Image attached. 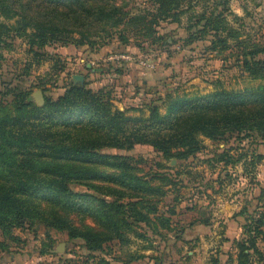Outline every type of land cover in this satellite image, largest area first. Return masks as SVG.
<instances>
[{
  "label": "rangeland",
  "instance_id": "obj_1",
  "mask_svg": "<svg viewBox=\"0 0 264 264\" xmlns=\"http://www.w3.org/2000/svg\"><path fill=\"white\" fill-rule=\"evenodd\" d=\"M98 4L106 19L88 16L79 20L74 4L34 0L27 5L28 17H34V22H28L47 23L54 28L59 25L58 37L62 40L38 48L31 47L25 37L3 39L0 101L26 97L28 102L42 107L72 85L95 92L106 87L112 93V111H121L132 131L151 125L152 107H158L162 115L170 108L177 111L178 106L171 105L172 97L208 94L217 84L228 90L264 86L263 75L242 67L245 56L250 62L264 58V53H252L264 47V0H191L189 4L198 11L208 5L209 10L222 12L230 45L227 50L220 45L214 50L212 35L188 39L192 26L189 17L193 15L189 4L180 9L188 10L177 21L162 19L153 0H119L115 10L110 4ZM114 11L118 16L111 17ZM16 19L0 15V22L8 25L16 24ZM31 28L26 31L32 32ZM232 29H237L240 37H229ZM117 53L144 56L155 67L146 69L108 60ZM74 75H83L84 82L77 81ZM51 129L60 140L88 144L107 155L103 163H85L73 156L70 163L87 165L94 171L85 181L101 186L105 193L98 194L95 188L74 181L68 184L72 193L95 195L105 204L127 203L142 189L150 194L149 203L157 207V214L149 227L136 228L139 233L147 231L149 241L135 234L134 228L125 234L126 245L114 240L105 243L102 250H91L82 238H71L67 231L51 226V219L115 237L120 216L115 215L113 221L117 224L110 226V214H104L98 202L93 203L94 210H86L77 197L63 204L49 198L27 197L35 214L22 228H11L9 235L0 230V239L6 243L5 249H0V264H238L237 241L243 237V225L248 220L262 219L264 223V189H260L264 187V136L255 130L250 133L251 139H244L243 133H232L224 141L215 142L201 135L200 151L184 160L164 156L147 143L112 147L109 133L116 135L115 140L129 133H121L107 118L90 114L57 116ZM149 131L155 135L154 129ZM229 147H233L229 150L233 161L217 162ZM247 153H252L254 159H250L256 163L250 168L243 162V157H250ZM126 173L132 175L130 181ZM55 191L61 193L60 189ZM157 216L171 221L161 222ZM204 218L210 224L198 222ZM258 246L264 251V232Z\"/></svg>",
  "mask_w": 264,
  "mask_h": 264
},
{
  "label": "trees",
  "instance_id": "obj_2",
  "mask_svg": "<svg viewBox=\"0 0 264 264\" xmlns=\"http://www.w3.org/2000/svg\"><path fill=\"white\" fill-rule=\"evenodd\" d=\"M34 0H0V15L6 19H16V24L8 25L0 22V45L6 37H25L31 47L43 48L62 40L59 36L60 26L56 28L47 26V23H29L33 21L28 17L26 8ZM56 4H74L73 10L79 20L86 17H103L98 10V3L110 4L117 9L119 0H51ZM159 16L164 20H174L187 12L180 10L187 6V0H153ZM80 4V5H78ZM190 5V4H189ZM101 8V7H100ZM99 8V9H100ZM193 15L189 17L192 26L188 29V39L199 35H212L214 50L220 45L222 50H227V34L224 32V16L218 13L216 8L211 10L205 5L200 11L195 5L189 10ZM180 10V11H179ZM111 17L118 16L114 11ZM126 14V13H125ZM106 19V18H105ZM34 22V21H33ZM32 32H27L28 27ZM231 36L240 37L237 29H232ZM229 31V33H230ZM63 34V33H61ZM216 39V40H215ZM240 44H237L239 46ZM236 46V45H235ZM240 47V46H239ZM253 55L264 53V47H258L252 51ZM0 55V67L2 66ZM245 70L255 75L264 76V58L249 61L247 56L243 59ZM171 105H177L178 110L172 108L166 115L159 112L158 107H152L150 112L151 125L144 130H128L129 119L119 110L112 111V93L102 87L95 92L92 89L70 86L63 95L56 100H48L42 107H37L27 98L1 99L0 101V230L9 235L11 228L23 227L30 219L34 209L29 208L27 197H43L53 199L55 202L69 203V200L77 197L81 200L86 210H94V202H98L104 208V214H110V226H114L115 215L122 218L118 225L115 237L103 235L100 232L81 230L61 219H51V226L62 231H67L71 238H82L91 250H102L105 243L116 240L121 245L127 244L126 232L133 231L138 236L145 237L149 241L147 231L139 233L137 226H146L152 222L153 215L157 214V207L149 203L150 194L142 189V193L133 195L127 203L120 204L116 201L105 204L104 200L91 194L72 193L68 184L72 181L95 188V192L103 194L105 191L99 185L85 181L94 175V171L87 165L70 163L73 156H78L81 162L103 163L105 154L96 152L97 147L88 144H73L60 140L52 131V122L57 116L70 113L90 114L94 118H107L121 133L126 134L124 139H114L116 135L109 133L113 141L112 147L130 148L134 143H147L162 152L164 156L187 160L202 148V139L205 136L213 141H224L227 134L243 133L244 139H251V131H256L264 136V86L256 89L228 90L217 84L215 90L204 95L188 97L186 95L170 98ZM91 121L92 118H89ZM255 124H258L257 128ZM257 128V129H256ZM154 129L155 135L149 130ZM158 137V138H157ZM172 148H176L175 153ZM222 152L217 162L229 164L233 161L229 150ZM247 153L246 155H248ZM252 155L249 154L248 156ZM253 156L243 157V162L250 167L254 164ZM31 161H26V160ZM40 161V163H39ZM237 161V160H235ZM234 161V162H235ZM233 162V163H234ZM237 163V162H236ZM38 166V167H37ZM38 168V170L36 169ZM126 168L130 166L126 165ZM246 168V165H245ZM125 169L126 171H128ZM248 170V169H247ZM250 174V169L247 171ZM125 177L130 181L133 177L126 173ZM60 189L61 193L55 191ZM261 189H264L262 187ZM114 194V193H113ZM135 199L137 200H133ZM100 212L102 209H99ZM35 214V213H34ZM264 216V215H263ZM155 218V217H154ZM153 218V219H154ZM159 216H157V219ZM161 222L170 218H159ZM246 220V219H245ZM260 220V219H259ZM248 220L243 225L244 233L240 241H237L239 254L238 264H264V251L258 242L263 237V220ZM249 222V223H248ZM168 224V223H164ZM251 224V225H249ZM145 228V227H144ZM232 242V243H233ZM6 243L0 239V249H5ZM157 264H161L159 261Z\"/></svg>",
  "mask_w": 264,
  "mask_h": 264
},
{
  "label": "built area",
  "instance_id": "obj_3",
  "mask_svg": "<svg viewBox=\"0 0 264 264\" xmlns=\"http://www.w3.org/2000/svg\"><path fill=\"white\" fill-rule=\"evenodd\" d=\"M108 60L121 61V62H124V65L130 64V63L138 64L140 67H143L146 69H153L155 67L154 62L144 58V56L136 57L130 53L111 54Z\"/></svg>",
  "mask_w": 264,
  "mask_h": 264
},
{
  "label": "crops",
  "instance_id": "obj_4",
  "mask_svg": "<svg viewBox=\"0 0 264 264\" xmlns=\"http://www.w3.org/2000/svg\"><path fill=\"white\" fill-rule=\"evenodd\" d=\"M260 189H261V187H260ZM211 221H212V220H211ZM198 222L201 223V224H203V225L208 224V223L210 224V220H209L208 218L199 219ZM229 223H230V221H229ZM222 236H224V235H222ZM225 236L228 237V238L231 237L229 234H225ZM232 240H233V239H232ZM234 240H235V238H234ZM234 240H233V241H234ZM233 241H232V242H233Z\"/></svg>",
  "mask_w": 264,
  "mask_h": 264
},
{
  "label": "water",
  "instance_id": "obj_5",
  "mask_svg": "<svg viewBox=\"0 0 264 264\" xmlns=\"http://www.w3.org/2000/svg\"><path fill=\"white\" fill-rule=\"evenodd\" d=\"M74 78L77 79V81L83 83L84 82V76L83 75H74ZM40 97L42 98V95L40 94Z\"/></svg>",
  "mask_w": 264,
  "mask_h": 264
}]
</instances>
